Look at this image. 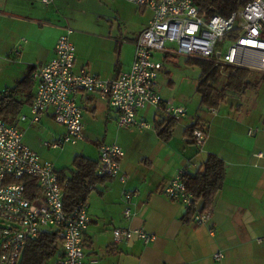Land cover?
<instances>
[{"label":"crops","instance_id":"1","mask_svg":"<svg viewBox=\"0 0 264 264\" xmlns=\"http://www.w3.org/2000/svg\"><path fill=\"white\" fill-rule=\"evenodd\" d=\"M69 1L53 0L45 6L38 0H0V64L5 62V85L0 92L8 90L10 94L20 81L29 78L14 93L17 106L3 118L23 132L25 144L22 125L54 126L56 134L51 141L66 134V128L57 124L52 114L38 125L30 119L38 87L36 73L55 58L56 45L67 29L73 31L74 72L112 80L131 69L135 43L152 19L149 11L151 18L127 35L116 34L112 24L108 31L98 32L68 15ZM160 55L156 57L163 63V59L177 57L162 55L160 59ZM163 72L158 80L160 95L177 107H186L188 115L177 121L168 141L162 140L156 129L167 118L153 107L138 113V120L147 122L149 129H124L118 136L115 145L125 152L121 170L127 182L103 179L94 186L87 202L91 225L85 246L89 242L93 248L105 240L107 254L120 258L122 264H219L214 260L218 252L225 255L223 264H264V114L241 104L247 94L242 99L229 98L241 102L230 108L222 107L228 99L215 107L204 106L200 95L192 104L193 97L170 89L173 82L163 79ZM76 100L83 115L87 111L94 118L101 113L106 122L115 121L118 126V112L99 93L82 92ZM23 117L28 119L23 121ZM89 123L87 120L85 133ZM196 123L207 133L203 148L186 134ZM96 145L99 155L102 143ZM210 155L224 161L226 179L211 207V220L197 225L185 220L186 206L169 200L164 189L179 172L196 174ZM92 160L99 165V157ZM56 169L58 173L63 170ZM126 192L137 193L130 203L125 201ZM128 207L134 213L131 219L124 217ZM127 228H142L155 240L148 245L141 241L116 244L113 231ZM94 252L85 250L88 259L98 260L94 256L98 252Z\"/></svg>","mask_w":264,"mask_h":264},{"label":"built area","instance_id":"2","mask_svg":"<svg viewBox=\"0 0 264 264\" xmlns=\"http://www.w3.org/2000/svg\"><path fill=\"white\" fill-rule=\"evenodd\" d=\"M45 6L53 0H38ZM152 13V19L135 43V59L131 69L112 80H102L90 74H76L75 47L70 41L73 31L67 29L55 48V58L36 73L38 87L31 104L30 123L38 125L48 114L66 128V134L46 143L52 150L76 146L85 140L83 111L77 96L99 93L118 112V127L123 129L150 128L138 120L139 111L153 107L166 118L176 121L188 115L186 107L165 101L159 93V77L164 71L157 55L181 56L186 59L210 61L217 70L243 68L264 74V0H252L229 17L202 14L194 0H124ZM228 76V75H227ZM9 91L0 92V101ZM28 118L23 117L26 121ZM250 135L253 131L249 132ZM195 144L203 148L207 133L202 127L193 131ZM125 152L118 145H101L98 174L122 184L121 161ZM179 172L164 189L169 200L190 207L193 195ZM136 192H126L130 203ZM65 191L55 165L24 143L23 132L0 116V264H21L29 242L43 233L57 235L60 257L57 264H99L88 259L85 237L91 225L88 205L67 212ZM130 207L124 217L131 219ZM212 218L210 209L197 214L193 222L204 225ZM116 244L141 241L145 245L155 236L142 228L115 229ZM225 255L218 252L214 260L223 264Z\"/></svg>","mask_w":264,"mask_h":264},{"label":"rangeland","instance_id":"3","mask_svg":"<svg viewBox=\"0 0 264 264\" xmlns=\"http://www.w3.org/2000/svg\"><path fill=\"white\" fill-rule=\"evenodd\" d=\"M69 4L71 9H69L68 15L72 19L78 22H87L89 28L91 27L94 31L98 32L108 31L112 24L116 34L127 35L136 29L137 26L151 18L149 11L142 12L124 0H70ZM159 58L163 59V56L160 55ZM163 60L165 70L162 77L167 81L173 82L170 89L193 97L192 104H195L199 98L196 89L202 75V68L195 63L189 64L186 58L181 56H177L173 60ZM4 64L5 62L0 64V88L5 85ZM229 77L230 71H225V74H223V71L219 69L215 82H213L214 88L218 92L223 91L228 84ZM263 78L264 74L253 71L250 80L254 82L255 88L248 91L247 97L242 100V103L239 100L228 99L222 107L230 108L232 105L236 106L241 103L244 106H248L252 112L264 114ZM192 110H194L193 107ZM87 120L90 121V127L86 129V141L76 146L67 145L64 149L52 150L46 143L51 142L53 134H56V129L54 126L48 128L42 125H22L25 133V142L44 160L51 161L56 167L70 174V171L73 170L75 156L83 155L91 159H97L99 157L97 142L102 143V145L113 146L118 136L124 133V129L118 128L115 121L106 122L101 113H98L92 118L87 111H84L83 122L85 128ZM105 243V240H101L100 243L97 242L92 248L90 243L86 242L85 250L91 253L97 251L98 253L94 256L99 260L100 264H122L120 258L107 254ZM59 257L60 253H57L47 264H57Z\"/></svg>","mask_w":264,"mask_h":264},{"label":"trees","instance_id":"4","mask_svg":"<svg viewBox=\"0 0 264 264\" xmlns=\"http://www.w3.org/2000/svg\"><path fill=\"white\" fill-rule=\"evenodd\" d=\"M250 1L252 0H194V4L208 18L214 15L229 17ZM187 62L189 64L195 63L202 68L197 93L200 95L201 104L204 106L215 107L229 98L242 99L250 89L255 88L254 82L250 80L252 76L250 70L229 68L228 84L223 91L218 92L213 85L218 70L210 61L187 59ZM28 79V77H25L19 82V86L10 90V94L2 98L0 101L1 117H4L11 108L17 106L14 93L20 86L26 84ZM176 125L177 121L175 119L167 118L156 127L159 137L164 141H168L172 137ZM198 127H200L198 123L190 126L186 130L187 136L194 140L193 131ZM73 167L70 176H67L64 170L59 171L60 181L65 191L64 205L69 213L74 212L80 204H87L96 184L101 183L103 179H110L99 176L97 161L82 155L74 159ZM225 179V163L215 155H210L203 168L196 174H184L183 181L188 192L193 195L192 205L187 208L185 216L187 222L193 220L195 215L204 214L211 209L224 186ZM57 253H60L57 235L45 232L37 240L27 244L21 264H47Z\"/></svg>","mask_w":264,"mask_h":264}]
</instances>
